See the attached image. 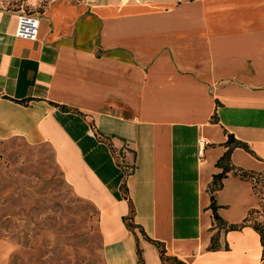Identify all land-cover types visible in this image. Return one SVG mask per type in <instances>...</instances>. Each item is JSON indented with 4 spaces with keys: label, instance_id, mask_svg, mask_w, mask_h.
<instances>
[{
    "label": "crops",
    "instance_id": "1",
    "mask_svg": "<svg viewBox=\"0 0 264 264\" xmlns=\"http://www.w3.org/2000/svg\"><path fill=\"white\" fill-rule=\"evenodd\" d=\"M26 1L36 40L0 4V140L52 149L98 208L105 264H163L154 241L179 264H264L237 172H264V0ZM228 149L214 196L238 227L219 228Z\"/></svg>",
    "mask_w": 264,
    "mask_h": 264
},
{
    "label": "rangeland",
    "instance_id": "2",
    "mask_svg": "<svg viewBox=\"0 0 264 264\" xmlns=\"http://www.w3.org/2000/svg\"><path fill=\"white\" fill-rule=\"evenodd\" d=\"M0 240L11 244L1 264H105L97 206L76 194L49 146L18 138L0 140Z\"/></svg>",
    "mask_w": 264,
    "mask_h": 264
},
{
    "label": "trees",
    "instance_id": "3",
    "mask_svg": "<svg viewBox=\"0 0 264 264\" xmlns=\"http://www.w3.org/2000/svg\"><path fill=\"white\" fill-rule=\"evenodd\" d=\"M28 12H33L32 10H28ZM34 13V12H33ZM100 137V136H99ZM228 140H234L236 144H242L238 140H235L232 135H229ZM229 153L230 149H228L216 162L217 166L222 167V171L219 174L214 175L213 181H212V186L210 188L211 191V208L213 210V218L219 228H234L238 227V225L230 224L226 226L225 222L222 220V218L218 215L217 213V204L215 201V196L214 193L217 189L220 188L221 186V178L225 174L226 171H228L231 167L229 163L227 162L229 160ZM238 174L246 179H249L252 182L254 192L256 194L259 207L257 209H252L249 213V215L245 218L244 223H250L262 236H264V211H260V207L262 208V203L258 194V189H260L263 194H264V172H254V171H246V170H238ZM254 179H256L254 181ZM262 185L261 188H258V185ZM262 216V217H260ZM128 226H131V222H127ZM243 225V223L241 224ZM160 251V258L162 260L163 264H179L181 261L175 257V256H170L167 255L165 252V249L163 248L162 244L160 242L154 241ZM216 243L214 242V237H212L211 241V248L216 247Z\"/></svg>",
    "mask_w": 264,
    "mask_h": 264
},
{
    "label": "built area",
    "instance_id": "4",
    "mask_svg": "<svg viewBox=\"0 0 264 264\" xmlns=\"http://www.w3.org/2000/svg\"><path fill=\"white\" fill-rule=\"evenodd\" d=\"M40 20L39 17L33 13L28 12L24 7H21L20 13L18 14V23L16 28V35L18 37L28 39V40H36L38 35ZM256 179H254L255 181ZM262 185H258V188H261ZM258 194L262 203V208L260 207V211H264V194L258 189Z\"/></svg>",
    "mask_w": 264,
    "mask_h": 264
}]
</instances>
